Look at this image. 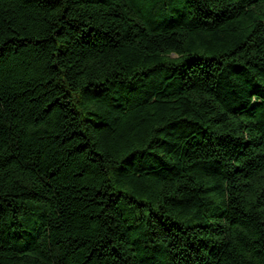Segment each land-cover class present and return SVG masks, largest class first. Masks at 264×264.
<instances>
[{"label":"trees","instance_id":"1","mask_svg":"<svg viewBox=\"0 0 264 264\" xmlns=\"http://www.w3.org/2000/svg\"><path fill=\"white\" fill-rule=\"evenodd\" d=\"M0 264H264V0H0Z\"/></svg>","mask_w":264,"mask_h":264}]
</instances>
